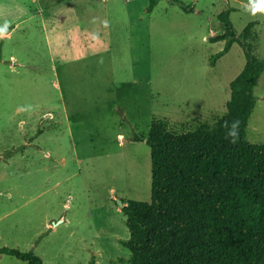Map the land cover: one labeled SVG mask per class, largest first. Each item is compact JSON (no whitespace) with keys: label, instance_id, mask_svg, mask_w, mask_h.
<instances>
[{"label":"rangeland","instance_id":"374dc122","mask_svg":"<svg viewBox=\"0 0 264 264\" xmlns=\"http://www.w3.org/2000/svg\"><path fill=\"white\" fill-rule=\"evenodd\" d=\"M181 1L194 12L173 0L152 12L149 0H0V247L44 264H130L117 200L151 201L152 121L214 126L245 66L238 43L211 65L223 11L237 36L257 22L264 59V0ZM254 94L246 138L264 144V74Z\"/></svg>","mask_w":264,"mask_h":264},{"label":"trees","instance_id":"16d2710c","mask_svg":"<svg viewBox=\"0 0 264 264\" xmlns=\"http://www.w3.org/2000/svg\"><path fill=\"white\" fill-rule=\"evenodd\" d=\"M160 0H149L152 12ZM184 12L192 5L173 0ZM227 8L218 20L225 42L211 65L238 43L246 63L231 82L227 114L214 126L182 133L165 119L151 123L145 140L151 150V201L128 200L122 212L130 239V264H264V144L246 138L256 107L254 88L264 72L257 56V22L237 36ZM135 141H144L136 138ZM28 264H43L34 251L0 247Z\"/></svg>","mask_w":264,"mask_h":264},{"label":"crops","instance_id":"0c3cea01","mask_svg":"<svg viewBox=\"0 0 264 264\" xmlns=\"http://www.w3.org/2000/svg\"><path fill=\"white\" fill-rule=\"evenodd\" d=\"M264 74V72L262 73V75ZM261 75V76H262ZM261 78V77H260ZM260 78H259V80H260ZM259 82V81H258ZM258 85V84H257ZM67 220V216H65V215H63L62 217H61V220H59V222H55L54 223V227H56V226H58L59 224H61L62 222H65ZM44 264V263H43Z\"/></svg>","mask_w":264,"mask_h":264},{"label":"water","instance_id":"95a60500","mask_svg":"<svg viewBox=\"0 0 264 264\" xmlns=\"http://www.w3.org/2000/svg\"><path fill=\"white\" fill-rule=\"evenodd\" d=\"M117 202H118L120 208L122 209L124 207L123 201L118 199Z\"/></svg>","mask_w":264,"mask_h":264}]
</instances>
